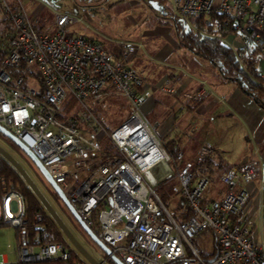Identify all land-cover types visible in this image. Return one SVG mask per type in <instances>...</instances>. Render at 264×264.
<instances>
[{"label":"built area","instance_id":"2783aa9c","mask_svg":"<svg viewBox=\"0 0 264 264\" xmlns=\"http://www.w3.org/2000/svg\"><path fill=\"white\" fill-rule=\"evenodd\" d=\"M168 1L172 14L194 30L192 20L224 15L234 35L264 57V0ZM0 13L11 24L10 33L0 37V125L41 161L81 219L96 226L97 236L124 264H264V241L252 238L253 220L245 210V182L260 176V160L244 157L220 173L219 184H211L203 166L213 158L214 145L203 142L183 160L182 151L165 148L141 110L154 89L191 101L208 100L213 91L150 82L128 63L141 43L115 41L107 48L72 30L81 21L73 13L55 12L50 31L37 30L36 18L7 0H0ZM109 89L127 105L126 118L113 130L89 103ZM65 102H74L76 111L63 116ZM170 174L178 183L174 207L192 211L184 219L173 216L156 189ZM1 187L0 224L13 227L18 241L15 260L0 264H90L73 257L69 242L30 240L22 192L13 184ZM33 220L41 222L39 211ZM205 229L215 240L207 258L194 241ZM103 254L97 252L101 264Z\"/></svg>","mask_w":264,"mask_h":264},{"label":"crops","instance_id":"0c3cea01","mask_svg":"<svg viewBox=\"0 0 264 264\" xmlns=\"http://www.w3.org/2000/svg\"><path fill=\"white\" fill-rule=\"evenodd\" d=\"M74 26L72 30L79 33L77 27L80 25ZM161 28L165 31L169 27ZM82 33L94 36L92 31ZM226 37L233 42V47L244 44L242 38L234 34ZM180 49L175 36L154 51H146L143 45L142 55L132 57L128 63L154 84H173L178 90L204 87L215 96L193 106L194 101L154 89L141 110L146 117L151 114L155 119L159 137L176 139L177 151H182L183 160L190 159L204 141L214 145L213 159L225 164L226 168L244 157L260 160V176L245 182L249 193L245 210L253 220L252 238L264 241V101L259 105L234 84L216 81L210 75L207 62H188L192 61L191 53ZM255 66L264 78V57L259 53L255 56ZM186 132L193 138L188 143ZM216 183L219 184V180Z\"/></svg>","mask_w":264,"mask_h":264},{"label":"rangeland","instance_id":"374dc122","mask_svg":"<svg viewBox=\"0 0 264 264\" xmlns=\"http://www.w3.org/2000/svg\"><path fill=\"white\" fill-rule=\"evenodd\" d=\"M7 1L10 4L12 2L18 3L28 17H31L33 19L36 18V25H40L42 23L43 26L41 27V30L45 29L47 31H50L55 12L73 13L81 18V21L76 23L74 27L80 25V27H77V30L81 33H90L92 31L94 34V36L92 37L100 39L99 41L102 43L106 42L105 44L108 45L106 46L104 43L103 45L107 48H111L112 42L115 41L131 40L134 42L141 43L142 47L137 56L142 55L143 45L144 48L147 49L146 51H154L159 46L162 48L165 42H168L170 41V39L175 38V31L173 26L169 27L164 31L161 28L162 26L156 21L155 18L166 8L164 5L158 3L155 0ZM166 5L169 8L170 3L168 0L166 2ZM169 10L171 12V9ZM1 15L2 13H0V16ZM156 25H158L159 27H156ZM2 30L3 29H0V31ZM236 37L238 36L236 35ZM227 38L228 37H226V39ZM186 51L190 52L188 50ZM190 53V58H192V61L188 62H197L196 60H198L199 62H206L205 60L200 59L194 53ZM206 66L207 68H209L207 63ZM209 71L211 75L212 72L210 69ZM212 76L213 74L211 75V77ZM89 103L92 105L94 113H96L97 116L101 118L102 122L105 124L106 127H108L109 130L115 129L127 116V105L125 100L111 89L107 90L106 93L101 96L99 101L98 98H96L91 100ZM76 109L77 107L74 102H65L62 105L60 111L64 114L63 116H65V113L76 111ZM147 119L156 125L157 133V123L154 122L155 119L153 120L151 114H147ZM159 138L161 139L164 145L165 142L168 140L176 141V139L171 138ZM191 139L193 140V138H191L190 133L186 132L185 141L188 143L191 141ZM0 146L7 150L21 164V166L25 169L31 179L35 182L36 186L39 188L45 198L55 209L57 214L60 216L65 225L69 228L75 238L89 251V253H91L95 258H99L97 252L100 251V248L98 249L95 246L94 242L87 236V234L82 230L78 223H75V221L70 218L69 214L65 211V209L62 208L59 203H57V201L49 192V189L47 187L48 184L46 183V181L42 178L41 175H38L34 171V168L30 164V162H28L26 157L23 156L22 152L20 150L16 151L15 149H13L11 145H9L1 137ZM165 148L168 150L166 145ZM167 163L174 170L172 160H169ZM177 163L178 166L181 165V162ZM167 179L163 181V189L168 193V196L164 203L167 204L170 211H173L174 202L177 198V196H175L177 189L175 188L177 187L178 183L173 174H170ZM216 182L217 181H214L213 183L216 184ZM17 241L18 239L16 236L15 229L9 225L0 224V260L6 259L7 262H13L15 260L14 249L17 245ZM63 241L69 242L65 236H63ZM194 241L202 251L209 253L213 248L214 236L209 229H205L194 237ZM71 249L75 251V248L72 245ZM77 254L80 256L78 252ZM107 258L104 264H110L107 261Z\"/></svg>","mask_w":264,"mask_h":264},{"label":"trees","instance_id":"16d2710c","mask_svg":"<svg viewBox=\"0 0 264 264\" xmlns=\"http://www.w3.org/2000/svg\"><path fill=\"white\" fill-rule=\"evenodd\" d=\"M155 1L164 5L166 8L155 19L158 24L162 26L174 27L175 36L177 38V48L188 50L197 55L200 59L205 60L208 64V69H210L213 74L212 77L216 81L234 84L244 94L248 95L259 105H263L264 78L261 76L260 72L255 66V56L258 52L256 49L250 46L248 41H244V44L241 47H232L224 41V38L227 35L235 33L232 23L226 21L224 15L210 13L206 16H201L194 19L193 24L196 27L194 30L186 26L182 21L172 15L169 10L170 8H168L166 5L167 0ZM10 6L13 9H16L19 8L20 5L16 2H12ZM35 26L37 30L40 31L43 24L41 23L40 25L38 24ZM0 29H3L0 31V37L6 36L10 33L11 24L6 14H2L0 16ZM3 53L4 52L0 49V65L2 63V58L4 55ZM200 102L201 100L194 101L193 106L198 105ZM0 137L3 138L9 145H11L13 149L19 151V149L10 140H7L1 133ZM104 145H109V142L105 141ZM165 145L171 153H175L178 150V144L175 140H168L165 142ZM23 156L26 157L24 154ZM227 168L225 164L221 163L219 160L216 161L215 159L210 158L205 162L203 171L209 175L212 182L219 180L220 173ZM34 171L37 173L35 169ZM163 181L164 180L158 182L156 189L160 193V197H162L161 199L163 202H165L168 193L163 189ZM3 184L7 186L9 184H13V186L18 187L23 194L26 229L28 231L30 240H33L37 243L63 241L64 234L61 232L55 221L46 212L38 198L26 185L15 168L2 155H0V188H2L1 186ZM47 187L57 203H59L69 214L70 218L73 219L67 208L60 201L57 194L53 192L49 186ZM201 198L203 202L207 200L206 191L202 194ZM36 211H39L42 215V220L39 224L34 223L33 220V214ZM171 212L177 219H184L192 214V211L188 207H173V211ZM75 223L77 222L75 221ZM90 228L93 232L97 233L96 226H91ZM95 246L99 249L96 244ZM214 246L215 240L213 241V248ZM75 251L72 250L73 257L78 256L77 251ZM201 253L206 258L213 254L204 252L202 250ZM107 261L110 264H115L109 258H107Z\"/></svg>","mask_w":264,"mask_h":264},{"label":"water","instance_id":"95a60500","mask_svg":"<svg viewBox=\"0 0 264 264\" xmlns=\"http://www.w3.org/2000/svg\"><path fill=\"white\" fill-rule=\"evenodd\" d=\"M0 133L10 140L28 159L34 169L37 171L39 175L46 181L48 186L52 189L53 192L57 194L60 201L67 208L70 215L73 219L79 224V226L85 231V233L89 236V238L103 251V253L111 259L115 264H124L123 261L116 256L109 246L105 244L95 232L91 230V228L81 219V217L77 214L73 206L69 203L68 199L58 186V184L53 180L47 170L44 168L43 164L37 157L31 152V150L19 139L17 138L11 131L7 128L0 125ZM0 155H2L19 173L22 177L26 185L31 189V191L35 194V196L40 201L41 205L44 207L46 212L50 215V217L55 221L61 232L67 238L69 243L75 248V250L90 264H101L89 251L75 238L69 228L62 221L60 216L57 214L55 209L49 203V201L45 198L39 188L36 186L35 182L31 179L25 169L21 166V164L3 147L0 146Z\"/></svg>","mask_w":264,"mask_h":264},{"label":"flooded vegetation","instance_id":"af4514ba","mask_svg":"<svg viewBox=\"0 0 264 264\" xmlns=\"http://www.w3.org/2000/svg\"><path fill=\"white\" fill-rule=\"evenodd\" d=\"M6 138V137H5ZM7 139V138H6ZM8 140V139H7Z\"/></svg>","mask_w":264,"mask_h":264}]
</instances>
